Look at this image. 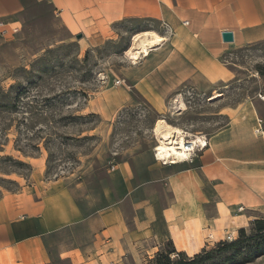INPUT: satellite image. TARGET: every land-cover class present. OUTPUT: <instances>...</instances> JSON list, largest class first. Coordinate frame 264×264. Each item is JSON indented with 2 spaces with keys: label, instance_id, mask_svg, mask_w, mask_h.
<instances>
[{
  "label": "crops",
  "instance_id": "0c3cea01",
  "mask_svg": "<svg viewBox=\"0 0 264 264\" xmlns=\"http://www.w3.org/2000/svg\"><path fill=\"white\" fill-rule=\"evenodd\" d=\"M28 1L48 6L66 30L74 35L86 31L96 44L120 22L167 23L174 36L155 32L162 42L149 55L170 48L154 71L160 69L168 82L161 88L139 82L140 94L158 113L186 83L201 93L208 84L227 83L232 74L222 65L226 53L264 42V0ZM25 9L26 0H0V21L6 27L20 24ZM224 32L232 33V43L222 41ZM211 102L216 111L210 116L222 125L216 122L211 130L207 124L194 133L178 119L171 126L205 136L208 147L202 153L192 162L161 166L154 161L143 180L131 168L113 167L106 172L103 204L93 212H85L60 181L36 182L18 194H4L0 264H52L56 258L70 264H141L163 243L170 241L177 252L193 255L221 233L244 228L264 209V134L253 133L257 119L264 130V91L234 105L225 96ZM179 112L184 113L176 111L178 117ZM82 231L90 235L87 246L53 252V236Z\"/></svg>",
  "mask_w": 264,
  "mask_h": 264
},
{
  "label": "rangeland",
  "instance_id": "374dc122",
  "mask_svg": "<svg viewBox=\"0 0 264 264\" xmlns=\"http://www.w3.org/2000/svg\"><path fill=\"white\" fill-rule=\"evenodd\" d=\"M18 22L5 28L6 36L0 34V198L36 182L60 181L73 191L85 212H93L103 204L101 191L107 186L108 170L126 166L145 179L158 144L152 132L157 120L174 126L178 119L191 125L193 133L207 124L213 130L223 122L210 116L216 111L213 102L208 103L212 96H225L226 103L234 105L264 91L261 42L226 53L222 65L232 74L227 83L208 84L205 93L186 83L169 95L166 109L158 113L140 94L139 82L159 88L167 84L162 71H154L170 48L154 50L137 64L125 54L137 33L154 31L172 38L175 33L167 23L120 22L96 44L86 31L74 35L66 30L48 6L28 0ZM14 26L19 30L12 35ZM178 104L184 111L179 117L172 110ZM261 219L264 209L243 228L245 239L253 233L252 221ZM238 230L221 233L204 251L239 240ZM89 240V233L83 231L63 233L52 237V249L57 255L76 245L87 246ZM158 250L141 264H154ZM162 250L170 246L164 243ZM202 250L180 259H192ZM170 260L178 258L171 255ZM52 264L70 263L56 258ZM198 264H264V237L213 253Z\"/></svg>",
  "mask_w": 264,
  "mask_h": 264
},
{
  "label": "bare ground",
  "instance_id": "6f19581e",
  "mask_svg": "<svg viewBox=\"0 0 264 264\" xmlns=\"http://www.w3.org/2000/svg\"><path fill=\"white\" fill-rule=\"evenodd\" d=\"M161 42L162 38L154 31L137 33L132 37L130 47L126 52L125 57L134 64H137V61L142 57H147L149 51L158 46ZM218 98H220L219 94H215L210 100L215 101V99ZM180 107L181 104H178V106H175L172 110L180 111ZM181 131L169 126L163 120H157L154 123L152 132L158 140L160 159L170 160L172 155L177 152L176 149H174V145H179L180 147L183 146L185 135ZM189 136L191 137L192 135ZM196 137L198 138V136Z\"/></svg>",
  "mask_w": 264,
  "mask_h": 264
},
{
  "label": "built area",
  "instance_id": "2783aa9c",
  "mask_svg": "<svg viewBox=\"0 0 264 264\" xmlns=\"http://www.w3.org/2000/svg\"><path fill=\"white\" fill-rule=\"evenodd\" d=\"M6 23L0 21V34L2 36L7 35ZM19 30V27H13L11 29L12 35L16 34ZM253 133L256 137H261L264 134L263 130V121L261 119L256 120V126L253 130ZM184 143L183 146L174 145L176 153L172 155L170 160H163L159 158V146L158 144L154 148L153 158L156 163H159L161 166L172 165L178 162H192L194 158L198 156L199 153H202L208 147V141L205 136L197 135L189 136L184 134ZM175 143V142H174ZM176 144V143H175Z\"/></svg>",
  "mask_w": 264,
  "mask_h": 264
},
{
  "label": "trees",
  "instance_id": "16d2710c",
  "mask_svg": "<svg viewBox=\"0 0 264 264\" xmlns=\"http://www.w3.org/2000/svg\"><path fill=\"white\" fill-rule=\"evenodd\" d=\"M260 75H262L264 77V73H261ZM19 165H21V163H17ZM252 232L250 235V238L245 239V230L239 229L238 230V234H239V240L232 242V243H219L218 244V248L215 251H209L206 252L204 251L205 249L202 250L201 254L195 255L192 259H180L181 257L185 256V253L183 252H177L173 246V244L169 241L166 242L165 244H167L168 246H170V250L168 251H163L162 250V244L161 247L159 248L158 252L156 253L154 262V264H198L208 258L211 257V255L213 253H218L221 251H229L232 250L234 247H236L237 245L241 244L242 242H246L249 241L253 238H262L264 237V220H255L252 221ZM171 255H175L176 258H178V260L176 261H171L170 257Z\"/></svg>",
  "mask_w": 264,
  "mask_h": 264
},
{
  "label": "water",
  "instance_id": "95a60500",
  "mask_svg": "<svg viewBox=\"0 0 264 264\" xmlns=\"http://www.w3.org/2000/svg\"><path fill=\"white\" fill-rule=\"evenodd\" d=\"M81 36H77V39H80ZM222 41L224 43H232L233 42V35L230 32H224L221 34Z\"/></svg>",
  "mask_w": 264,
  "mask_h": 264
}]
</instances>
